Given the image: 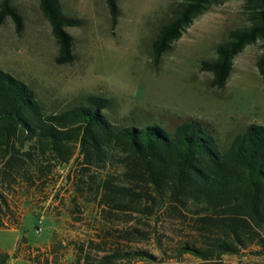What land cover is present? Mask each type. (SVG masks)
Listing matches in <instances>:
<instances>
[{
    "label": "trees",
    "instance_id": "16d2710c",
    "mask_svg": "<svg viewBox=\"0 0 264 264\" xmlns=\"http://www.w3.org/2000/svg\"><path fill=\"white\" fill-rule=\"evenodd\" d=\"M104 1L114 25L117 1ZM223 1L170 2L149 43L153 62L196 16ZM38 6L57 44L55 63L71 62L66 27L77 20L63 13L59 0H38ZM242 6L247 23L229 28L215 44L214 57L200 62L213 87L224 85L233 57L246 45L258 41L264 47V0H243ZM6 16L19 31L21 15L10 0H1L0 22ZM257 65H264V49ZM110 104V98L87 94L63 109H47L30 86L0 68V227L20 232L12 254L0 248V264H11L22 244L29 248L25 227L11 206L13 197L19 190L44 191L65 165V181L75 194L102 212L163 217L172 224L167 240L154 236L160 251L168 249V257L178 260L166 264H179L185 254L202 261L240 252L264 256V125L248 123L222 146L214 130L197 118L173 126L159 121L118 125L105 112ZM96 231L85 241L68 242L74 253L69 264H129L153 257L127 245L132 232L141 230L112 232L100 226ZM27 252V261H38V254Z\"/></svg>",
    "mask_w": 264,
    "mask_h": 264
},
{
    "label": "rangeland",
    "instance_id": "374dc122",
    "mask_svg": "<svg viewBox=\"0 0 264 264\" xmlns=\"http://www.w3.org/2000/svg\"><path fill=\"white\" fill-rule=\"evenodd\" d=\"M59 1L63 13L77 20L76 25L66 27L72 37L73 60L69 63L54 61L57 44L38 0H10L22 18L19 31L9 16L0 22V68L30 86L47 109L60 110L95 94L111 99L105 112L115 124L159 121L173 126L182 119L197 118L214 130L222 146L248 123L264 125V65L262 69L257 65L264 49L260 42L246 45L233 57L231 73L222 87L211 86L210 72L200 68L201 60L214 57L215 44L229 28L247 23L243 0H225L196 16L157 62L152 60L149 43L173 0H116L114 25L104 0ZM68 167H59L56 180L44 191L19 190L13 197L11 206L25 227L29 248L22 244L11 264H31L27 251L30 256L38 254L34 264H41L45 256L50 264H69L74 253L68 242L95 237L100 226L112 232L113 228L143 232H132L127 245L153 257L129 264L178 261L168 257V249L163 254L154 241L156 233L167 240V234L174 231L172 224L163 217L147 220L134 214L102 212L93 201L76 195L73 184L65 181ZM115 168L119 172L121 167ZM38 218L41 231L35 234ZM19 236L14 227H0V248L12 254ZM52 246L55 251L50 250ZM179 264H264V256L240 252L202 261L185 254Z\"/></svg>",
    "mask_w": 264,
    "mask_h": 264
},
{
    "label": "built area",
    "instance_id": "2783aa9c",
    "mask_svg": "<svg viewBox=\"0 0 264 264\" xmlns=\"http://www.w3.org/2000/svg\"><path fill=\"white\" fill-rule=\"evenodd\" d=\"M41 231V218H38L36 225L34 226V233L37 234Z\"/></svg>",
    "mask_w": 264,
    "mask_h": 264
}]
</instances>
